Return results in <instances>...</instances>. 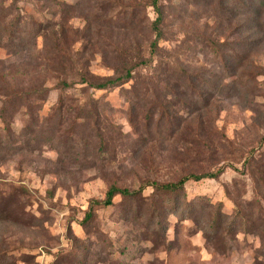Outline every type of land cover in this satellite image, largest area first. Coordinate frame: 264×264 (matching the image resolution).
Listing matches in <instances>:
<instances>
[{"label": "rangeland", "instance_id": "1", "mask_svg": "<svg viewBox=\"0 0 264 264\" xmlns=\"http://www.w3.org/2000/svg\"><path fill=\"white\" fill-rule=\"evenodd\" d=\"M250 1L159 0L164 34L155 54L149 0L3 1L27 22L63 30L65 56L54 61L70 56L71 80L81 66L94 76L128 68L132 75L107 89L79 82L61 89L45 75L37 39L27 78L47 79L45 98L33 113L11 106L5 114L0 264H264L260 235L239 223L210 226L217 207L226 224L233 220L234 199L245 212L257 211L248 204L255 198L264 208L258 170L243 166L252 148L264 149V42L238 29L258 22ZM5 51L3 62L16 61ZM191 173L217 175L165 195L149 184ZM112 184L143 189L118 193L109 206L92 203Z\"/></svg>", "mask_w": 264, "mask_h": 264}, {"label": "trees", "instance_id": "2", "mask_svg": "<svg viewBox=\"0 0 264 264\" xmlns=\"http://www.w3.org/2000/svg\"><path fill=\"white\" fill-rule=\"evenodd\" d=\"M3 1L4 0H0V50H6L5 52L11 57H15L16 61L3 62V59L0 58V99L2 101L0 118L2 119V122L5 123L7 119L5 114L14 108L11 106H16L15 109L24 108V112L26 113L28 111V113H33L41 107V103L45 98V82L47 79L43 78L41 81H38L32 77L27 78L29 77L27 75L28 64L30 59H34L38 38L42 39L41 50L44 49L46 52L45 58L47 61L42 64L44 66L45 75L52 73V77L57 79V84L61 86V89L70 88L73 84L78 82L94 89H107L118 84L125 83L131 77L132 68L126 69L125 72L119 75H114L117 73V71H114L112 75L100 77L90 74L87 66H81L79 69H75L74 72H71L76 73V80H71L70 78L73 76L68 78L66 74H68L67 71L73 68L67 67L64 64V62L69 61L70 56L63 58L58 62L54 61L55 59L60 58V54L62 52L60 45L61 37L64 34L63 30H49L47 28L49 24L43 25L42 22H27V20L23 17L24 15H22L19 10L12 12L11 6L15 0H12V3L9 6L5 5ZM43 1L50 2L52 0ZM149 3L157 13L150 30L154 33V38L150 45L152 52L155 54L158 48V40L161 39L164 34L161 27L163 11L161 10L159 0H149ZM247 11L251 12L252 16L256 15L258 22L255 26L250 25L249 27L245 26L243 22H238L239 33H241L245 28L248 30L253 29L254 31L250 34L253 38H251L250 41L253 44H260L264 42V22L262 21L264 18V0H251ZM254 35H256L255 38ZM61 55L65 56V54ZM140 63L146 62L142 59ZM192 75L194 76V74ZM64 107L65 98L60 97L55 110L62 112ZM95 124H97V120H94V125ZM1 130L3 132H7L8 134L5 135V140L0 141V150L4 147L2 146L3 143H7L11 134L9 123H7V121ZM262 140H264V135L262 136ZM243 166L244 168L246 167L247 172L249 170L252 171V174L254 170H258V176H255V174L253 176L254 187L256 193L260 194L256 195L260 198H264V149H262V147L252 148L249 152V156L245 159ZM216 175L217 174L215 173H191L183 178H180L177 182L160 183L158 181H154L149 184L154 187L155 191L163 192L165 195L166 193H178L177 191L182 189L184 182L190 178L197 180L202 177H213ZM142 189L143 185H141L137 190L130 191L128 188H121L112 184L108 187L105 197L102 200H93L92 203L96 205L109 206L113 203V197L116 194L120 193L122 195L130 196ZM233 201L236 206L234 212L235 217L233 220H229L226 224V222L222 219L223 215L220 207H217L214 211L212 210V214L210 215V226L218 232L220 230L226 231L227 225L230 230L239 223V225L242 224V231L257 234L264 238V208L260 204V199L255 198L254 201L248 203L249 207L251 204H254V208L257 210L256 212L254 210L245 212L241 207L240 201H237V199H234ZM187 209L190 215L187 217H191L195 208L190 204L186 207V210ZM91 216L92 211L90 209V211L86 214V219L89 220Z\"/></svg>", "mask_w": 264, "mask_h": 264}]
</instances>
